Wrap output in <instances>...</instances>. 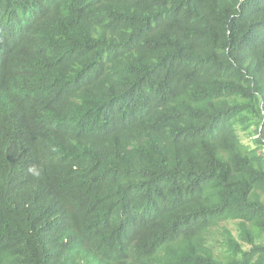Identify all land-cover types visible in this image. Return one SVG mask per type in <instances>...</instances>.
Listing matches in <instances>:
<instances>
[{
  "label": "trees",
  "instance_id": "obj_1",
  "mask_svg": "<svg viewBox=\"0 0 264 264\" xmlns=\"http://www.w3.org/2000/svg\"><path fill=\"white\" fill-rule=\"evenodd\" d=\"M0 264H264V0H0Z\"/></svg>",
  "mask_w": 264,
  "mask_h": 264
},
{
  "label": "clouds",
  "instance_id": "obj_2",
  "mask_svg": "<svg viewBox=\"0 0 264 264\" xmlns=\"http://www.w3.org/2000/svg\"><path fill=\"white\" fill-rule=\"evenodd\" d=\"M260 130H261V128H260Z\"/></svg>",
  "mask_w": 264,
  "mask_h": 264
}]
</instances>
